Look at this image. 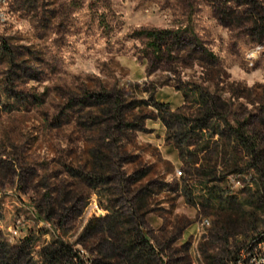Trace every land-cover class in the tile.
Here are the masks:
<instances>
[{"label": "rangeland", "instance_id": "374dc122", "mask_svg": "<svg viewBox=\"0 0 264 264\" xmlns=\"http://www.w3.org/2000/svg\"><path fill=\"white\" fill-rule=\"evenodd\" d=\"M249 1L0 0V252L42 264L62 242L81 264H264V160L219 155L222 117L251 132L264 116V13ZM201 88L227 111L186 131L171 112L192 120ZM115 220L149 260L118 248Z\"/></svg>", "mask_w": 264, "mask_h": 264}, {"label": "trees", "instance_id": "16d2710c", "mask_svg": "<svg viewBox=\"0 0 264 264\" xmlns=\"http://www.w3.org/2000/svg\"><path fill=\"white\" fill-rule=\"evenodd\" d=\"M248 3L252 5V9L257 14L264 13V8L261 7V4H259L257 0H251ZM149 36L154 38L155 41L150 44L151 53L158 58L164 47V45H154L157 41L162 39L160 33H150ZM196 97L198 109L192 114V120L186 118L184 114L179 113L180 110L176 113L171 112V116L175 117L176 122H178L182 129L186 131L192 132L195 128L202 130L207 125L206 122L216 116L215 112L227 111L226 107L222 105L217 98L210 96L204 88L198 89ZM103 105L106 106L107 104ZM222 120L227 134L221 135L226 137L227 142L223 144L221 151H219V155H222L225 159L229 158L228 161H231V166L235 167L237 166L238 154L241 155L244 153L249 156L251 160H256L258 163L264 160V116L259 119L251 132L246 131L245 123L235 122L234 124H231L227 117H222ZM191 123H193V125H190ZM96 159L98 161L102 160L100 157H96ZM97 169L101 172L96 170V173H104L103 164L99 163ZM83 180H85V178ZM65 196L64 193L63 197L65 198ZM55 205H58L57 200L49 204L45 211L47 215L46 218H50V216L56 212L58 207ZM255 207H257V209H264V199H260ZM217 208L218 211H225L224 207ZM37 211H39L40 214H43V211H41L39 207L37 208ZM224 218V221L222 220L223 218H219V221L217 220V225L221 224L220 227L217 226V229L229 233L228 228L225 227V223L228 224L232 218L227 215ZM231 224L232 223L229 225ZM109 232L113 240L119 242V249L121 248L125 251L134 252L136 257H143V260L146 261L149 260L150 256L153 254V247L147 243L144 237L131 229L121 230L118 220H115L110 224ZM30 241L31 239L29 237L23 239L26 247L29 245ZM24 253L22 247H12L10 251L0 252V264H18V257ZM39 258L42 264H81L79 262L81 261L79 251H73L71 246L62 242H53L42 247L39 251ZM207 264H217L216 258L213 255H209L207 258Z\"/></svg>", "mask_w": 264, "mask_h": 264}, {"label": "built area", "instance_id": "2783aa9c", "mask_svg": "<svg viewBox=\"0 0 264 264\" xmlns=\"http://www.w3.org/2000/svg\"><path fill=\"white\" fill-rule=\"evenodd\" d=\"M179 174H180V172H179ZM205 224H207V223H205Z\"/></svg>", "mask_w": 264, "mask_h": 264}]
</instances>
